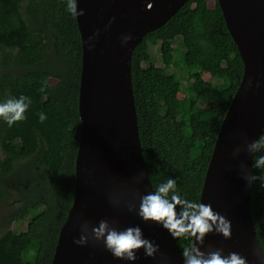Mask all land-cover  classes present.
I'll return each instance as SVG.
<instances>
[{"label":"trees","instance_id":"1","mask_svg":"<svg viewBox=\"0 0 264 264\" xmlns=\"http://www.w3.org/2000/svg\"><path fill=\"white\" fill-rule=\"evenodd\" d=\"M67 2L0 0V103L21 95L32 101L26 119L12 127L0 118V205L15 196L0 218V264H51L72 204L82 49ZM175 39L184 48L186 88L164 69L174 61ZM156 42L165 67L150 62L149 44ZM191 67L198 70L189 72ZM130 73L153 191L173 178L184 198L198 202L220 124L243 73L218 1L187 0L162 26L146 33L132 51ZM215 79L222 84L215 86ZM41 113L47 116L43 123ZM252 174L260 170L252 168ZM250 212L264 250V187L259 181L252 186ZM24 219L25 229L16 233L13 224ZM173 241L181 253L192 238Z\"/></svg>","mask_w":264,"mask_h":264},{"label":"water","instance_id":"2","mask_svg":"<svg viewBox=\"0 0 264 264\" xmlns=\"http://www.w3.org/2000/svg\"><path fill=\"white\" fill-rule=\"evenodd\" d=\"M186 1L77 0V11L85 12L76 19L82 49L78 88L81 130L73 200L59 230L51 264H184L167 230L143 222L128 206L138 207L139 194L153 190L138 134L131 54L146 33L162 26ZM217 1L243 73L220 124L198 201L210 203L231 221L232 236L225 240L213 232L205 238L201 251L223 248L224 255L237 252L248 264H261L250 212L253 185L245 179L252 174L253 154L245 145L257 140L264 128V0ZM125 35L133 37L127 44L121 39ZM90 44L94 45L91 49ZM237 148L244 150L234 155ZM102 219L118 230L139 226L144 237L159 246L158 252L147 257L142 248L136 253L137 260L127 261L115 258L102 242L74 243L82 235L85 221L98 226Z\"/></svg>","mask_w":264,"mask_h":264},{"label":"clouds","instance_id":"3","mask_svg":"<svg viewBox=\"0 0 264 264\" xmlns=\"http://www.w3.org/2000/svg\"><path fill=\"white\" fill-rule=\"evenodd\" d=\"M66 10L77 19L85 14L84 10L77 11V0H68ZM115 17H113V20ZM111 23V21H110ZM97 32L94 35H98ZM93 37H89L92 41ZM122 43L127 44L133 39L131 35H125ZM90 49L94 45H89ZM251 85V81H249ZM40 91H44L43 88ZM30 97L21 95L18 99L10 98L0 103V118L12 127L15 123L26 119L25 113L31 105ZM40 122L43 123L47 116L40 114ZM245 148L248 153H252L253 169H259L260 174H247L245 179L250 185H255L259 181L260 186L264 187V155L256 156L260 148H264V132L253 142L246 143ZM242 148H237L234 155H238ZM244 167L243 165L241 166ZM132 194H135L134 191ZM179 209V210H178ZM128 211H135L137 216L145 223L153 222L167 230L174 239L194 240L189 246L183 247L181 255L184 264H248L247 259L237 252H229L224 255L223 248L201 251L204 246L205 238L215 232L222 235L225 240L231 239V221L219 212L213 210L212 205L195 202L184 198L177 191V181L169 178L166 182L159 184L156 189L147 194H139V205H129ZM89 228L91 231L89 232ZM82 235L74 243L85 245L91 239L95 242H102L105 249L115 258L127 261L137 260L136 253L144 249L147 257H154L159 250L158 245L144 237L143 231L139 226H130L118 230L115 226L110 227L107 219L98 222V226H92L87 221L81 225ZM259 257L261 264H264V250L259 244Z\"/></svg>","mask_w":264,"mask_h":264},{"label":"rangeland","instance_id":"4","mask_svg":"<svg viewBox=\"0 0 264 264\" xmlns=\"http://www.w3.org/2000/svg\"><path fill=\"white\" fill-rule=\"evenodd\" d=\"M159 44L160 42H156L155 44H149V54H150V62H152L153 64H155L156 66L159 67H165L163 62H162V58H161V54H160V50H159ZM173 58L174 61L171 65L165 67V71L167 74H174L177 78H179L181 86L183 88H186L188 86V84L190 83L189 79H188V72L185 71L184 67H183V62H182V58L184 56V48L182 46V44L180 43V39H175V41L173 42ZM197 67H194L191 69H188L189 72H195L197 71ZM212 83L215 86L221 85L222 82L221 80H212ZM185 132L188 133V128L185 129ZM15 199V196L10 195L9 198L7 199V201L0 205V218L2 215L6 214L11 207L13 206L12 201ZM27 224V219H24L18 223H14L13 224V230L18 233L21 232L25 229Z\"/></svg>","mask_w":264,"mask_h":264}]
</instances>
